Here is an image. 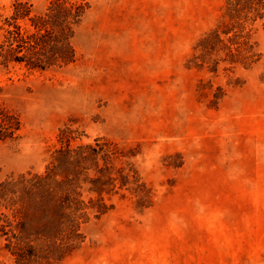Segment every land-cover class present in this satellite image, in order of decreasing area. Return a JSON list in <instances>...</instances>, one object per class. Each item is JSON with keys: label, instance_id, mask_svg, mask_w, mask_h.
<instances>
[{"label": "rangeland", "instance_id": "obj_1", "mask_svg": "<svg viewBox=\"0 0 264 264\" xmlns=\"http://www.w3.org/2000/svg\"><path fill=\"white\" fill-rule=\"evenodd\" d=\"M49 1L0 0V41L14 3L37 15ZM225 1L88 0L74 65L0 66V107L21 122L17 139L0 141V181L41 172L68 125L84 141L135 148L130 162L151 190L145 209L133 194L115 197L59 264H264L263 21L250 68L189 64ZM217 87L226 94L213 105ZM2 247L0 260L12 263Z\"/></svg>", "mask_w": 264, "mask_h": 264}, {"label": "trees", "instance_id": "obj_2", "mask_svg": "<svg viewBox=\"0 0 264 264\" xmlns=\"http://www.w3.org/2000/svg\"><path fill=\"white\" fill-rule=\"evenodd\" d=\"M89 8L88 0H50L33 15L31 5L14 3L3 23L0 66L45 71L74 65L78 55L72 41ZM260 21L264 26V0H226L220 21L196 41L190 66L213 74L221 64L225 71L250 68L260 59L253 40ZM225 94L217 87L211 103ZM20 128L19 117L0 107V141L17 139ZM83 136L66 125L41 172L0 181V239L10 264L61 263L84 242L82 226L113 211L114 198H125L126 192L137 197L138 208L152 206L151 190L130 162L135 148Z\"/></svg>", "mask_w": 264, "mask_h": 264}]
</instances>
